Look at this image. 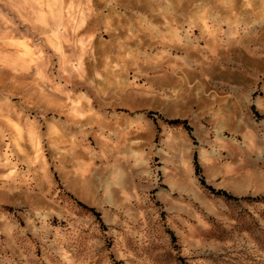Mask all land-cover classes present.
<instances>
[{
	"label": "rangeland",
	"instance_id": "rangeland-1",
	"mask_svg": "<svg viewBox=\"0 0 264 264\" xmlns=\"http://www.w3.org/2000/svg\"><path fill=\"white\" fill-rule=\"evenodd\" d=\"M261 197L264 0H0V264H264Z\"/></svg>",
	"mask_w": 264,
	"mask_h": 264
},
{
	"label": "trees",
	"instance_id": "trees-1",
	"mask_svg": "<svg viewBox=\"0 0 264 264\" xmlns=\"http://www.w3.org/2000/svg\"><path fill=\"white\" fill-rule=\"evenodd\" d=\"M169 124H175V125H181L183 126L184 125V122L183 121H170V122H167ZM193 164H194V170H195V174L197 175V167L195 165V160L193 158ZM198 181H199V184L201 187H203L206 191H208V193L210 194H213L215 196H219V197H222L223 199L225 200H232V201H236L237 199L235 197H232L222 191H213L211 190L208 186L204 185L202 179L199 177L198 178ZM255 200H258V201H264V197H261V198H257Z\"/></svg>",
	"mask_w": 264,
	"mask_h": 264
}]
</instances>
